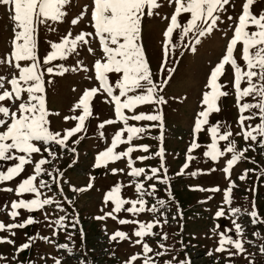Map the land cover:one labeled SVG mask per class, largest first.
I'll list each match as a JSON object with an SVG mask.
<instances>
[{
  "label": "rangeland",
  "instance_id": "1",
  "mask_svg": "<svg viewBox=\"0 0 264 264\" xmlns=\"http://www.w3.org/2000/svg\"><path fill=\"white\" fill-rule=\"evenodd\" d=\"M159 2L161 7L156 10L159 14L145 17L142 21L141 41L153 74V80L158 84L168 75L167 72L160 71L163 61V33L169 22L164 17H170L174 10V7L170 6L167 0H159ZM90 3L91 0H71V3L65 6L64 10L67 15L63 21H49L48 25L39 26L36 35L40 58L51 51V43L60 42L68 32L76 35L82 31H93L87 15L78 24H71V20L84 11L85 6L90 5ZM232 3H234V7L228 6L227 13L222 16L224 23H220L218 29L214 30L212 34L201 38L200 44H195L190 35L183 42L188 44L189 41H192L190 47L185 48L181 45L176 48L174 53H170L166 67L174 68L175 72L172 73L167 84L163 85V91L159 89L157 91V94L164 98L165 103L138 105L133 111L124 110L127 116L134 113L160 114L162 116L160 121L129 120V126L145 127L147 131L140 134V138H134L131 144H120L115 149L116 152H122L126 151L128 147H134L136 150L131 153V158L134 161L133 167L144 168L147 175H151V168H157L160 170L157 177L148 180L145 174L140 177L128 175L131 171L128 167V157L109 162L106 167L95 166L98 154L111 145L115 133L123 128V122L105 125L103 129L98 127L100 123L106 120L115 119L114 104L109 102L110 98L107 97L106 93H98L92 101L93 116L85 122V129L82 133H78L69 139L67 148H61L54 143L46 146L41 143L42 152L33 155L34 162L42 157L51 160L50 164L43 167L51 171L52 176L56 177L58 183H54L58 185L60 191L62 189L64 197L56 199L55 197H58L59 194L55 190L53 191L51 187L50 191L47 188L40 189L41 199L53 198L59 207L54 203L31 213L26 209H19L20 215L15 219L8 215L13 201L30 200L35 196L32 193L17 196L14 191L7 192L3 189H15L24 178L34 174V165H26L25 171L14 180L0 183V222L5 224L21 223L29 216L36 221V223L26 225L23 229H13L12 231L16 233L15 236H12L8 231L0 232V237L15 241L14 244L0 243V257H3L0 259V264H54L55 259H60L61 264H126L131 255L141 253V246L135 245L129 240L121 241L119 239L117 241L110 239L111 243H107L101 238V232H96L98 229L103 230L109 238L117 230L132 235L138 225H121L118 223L119 219L136 220L142 223L154 222L158 219L153 213L147 211L136 215L122 211L115 214L117 216L115 220L106 215L112 211L114 204L111 201L107 204L104 202L105 194L119 184L121 185L122 198L135 200L139 196L135 190L136 183H143L146 192L152 191L150 185L155 184L154 195H147L149 199L143 197L147 201L146 207H151L150 204L154 203L159 209L157 213L167 208L178 220V227L172 228L161 222V225H157L153 229V232L158 233V235L145 237V242L154 250H159L158 244H156L159 239V243L166 245L165 256L155 257L157 264H163L164 260H172V264H179L180 261L187 260V257L190 256L188 248L201 251H194L193 262L190 264H249L250 261L253 264H264V254L260 253V247H255V241L252 243L248 233L245 232H243L242 237L246 249L244 254L229 257L227 252L218 253L215 251L218 246L219 232L231 229V231H227L228 235L234 239L241 238L235 233L231 209L240 210L236 215L247 210H255L258 217L264 220V148L260 147L258 142L245 141L242 135H236V133L241 132L238 123L240 113L233 87L234 73L230 66H226L225 73L219 80V83L223 85L222 90L228 93L227 96L218 100L220 111L209 116L208 124L204 125L199 133L194 131L197 114L202 110V94L209 90L206 88V83L210 71L224 55L226 45L232 35L229 28L231 22L227 21V16H237L241 12L243 0H232ZM262 10H264V3L258 0L253 11L259 14ZM186 19V15L181 17L182 22ZM50 28L55 30H50ZM178 32L179 30L173 34V43L179 45L181 42ZM12 38L13 22L9 17L7 8L0 6V60L9 56ZM88 39L90 40L89 46L96 50L94 55L86 51L88 46H81L65 60L53 61L51 65L41 63L42 70L48 66L59 65L69 69L78 68L77 71L69 70L63 75L45 73L46 103L50 112L49 127L54 132L63 134L64 129L75 125L76 121H65L64 117L79 115L80 110L72 111L74 104L85 89L98 87V81L94 79L93 64L95 59L100 58L101 52L98 39ZM192 47L196 50L192 51ZM234 55L238 63L243 66L240 46ZM77 61L82 62V67L77 65ZM83 67L88 68V71H83ZM14 72L15 70L7 64L0 63V75L10 79ZM90 76L93 79H89ZM109 76L110 83L114 85L117 76L115 74H109ZM245 86V83L241 84V88ZM141 91L137 90L136 93H130V95L140 94ZM114 94H118V89L115 90ZM245 102L256 101L251 97L240 101L241 104ZM252 111L256 110L253 109ZM55 113H59V115H55ZM244 114L248 115L249 113L245 112ZM259 122V117H257L251 121H245V125L255 126ZM217 123L221 125V132L225 130L233 132L230 140L235 141L237 150L252 145L245 153L247 159H241L233 166L230 178L222 169L226 167L227 160L231 158V153H226L217 161H212L210 157L204 155L207 151V145L211 143V134L208 129ZM101 132H103V136H101ZM81 136L83 138L79 139ZM122 138L127 139L126 132ZM77 139H79V143H73ZM193 141L198 143L200 147L189 152ZM227 144L228 142L221 141V149L223 150ZM141 145H147L149 151L144 152L139 147ZM45 147L55 153L56 159L48 156V152L44 151ZM73 148L75 149L74 152L71 151ZM161 149L164 152L162 158L156 155ZM142 156L149 158L140 160L139 157ZM188 156H192L194 159L189 161ZM14 163L15 161H0V171H6L7 167ZM185 163L189 165L187 169L183 168ZM54 169L59 171H54ZM112 169H123V171L113 173ZM164 169H167L166 173ZM246 169L249 170L246 179L240 180L239 176ZM193 172H196L197 175L193 176ZM60 173L63 175L61 176ZM52 176L46 172L42 173L41 176L37 177V187H39L40 180L52 184ZM165 179L168 181L167 184L161 182ZM230 182H234L236 186L232 190V203L229 205L224 202V191L229 187ZM62 185L66 187L62 188ZM215 188H219L220 191H210V189ZM81 189L83 190L81 191ZM71 192L76 193V198L69 203L65 197ZM158 200L165 202L162 207L157 203ZM127 207L130 205H125V208ZM194 207H201L203 211L209 213L210 218L204 219L197 216L190 219V216L195 214L192 212ZM221 208H223L225 215L217 218L215 213ZM77 215L80 220H91V223L89 221L86 223V230H83L82 233L63 234L62 232L68 229L63 230L55 224V221L63 216L65 217L63 224L65 223L67 227L72 228L77 223ZM101 216L105 218L97 219ZM160 217L162 219L163 216L160 215ZM83 221L81 220V222ZM216 225L220 227L216 228ZM258 229L254 232V236L258 239L256 242L264 245V223ZM84 234L86 245L82 247ZM163 234H167L166 240H161ZM132 239L135 240L136 237L133 236ZM25 242H29L31 247L17 253L19 246ZM61 244L67 245V248H59L58 246ZM228 247L230 251H234L231 246ZM88 249H91L92 255L85 252ZM109 249L116 255L112 258L115 260L114 262L101 259ZM135 264H142V259H138Z\"/></svg>",
  "mask_w": 264,
  "mask_h": 264
},
{
  "label": "snow or ice",
  "instance_id": "2",
  "mask_svg": "<svg viewBox=\"0 0 264 264\" xmlns=\"http://www.w3.org/2000/svg\"><path fill=\"white\" fill-rule=\"evenodd\" d=\"M258 0H243L241 12L237 16H227V21L232 35L226 45L225 53L219 62L211 69L206 88L202 94V110L197 114L195 120L194 131L199 133L204 125L208 124L209 116L214 112H219L218 100L221 97L227 96L228 93L223 91V85L219 83L220 77L224 75L226 66H230L234 73L233 87L235 89L236 103L239 110L238 123L241 127V132L236 135H242L245 141L258 142L259 146L264 148V10L259 14L254 13L253 8ZM264 3V0H260ZM71 0H0V6H5L9 12V17L13 22V38L9 56L0 60V63L7 64L15 72L11 78L0 75V161H15L12 166L7 167L6 171H0V183L14 180L25 171L26 165H34V174L24 178L15 189L4 188V191L15 192L17 196H22L25 193L34 194L35 198L30 200L19 199L11 203V211L8 215L15 219L20 215L19 209H26L28 212L43 209L46 205L54 203L53 198L41 199V188L51 190V185L40 180L37 187V177L42 173H47L52 176V172L45 169L43 166L50 164L51 160L42 157L38 161H33V155L42 152L40 144L49 145L54 143L61 148H67V142L78 133H82L85 129V122L93 116L92 101L94 97L100 93H106L114 104L115 119L106 120L98 125L103 129L105 125L123 122V128L117 131L111 140V145L104 151L100 152L96 158V167L107 166L109 162L121 160L128 157V167L131 171L128 175L132 177H140L146 175L148 180L157 177L160 171L157 168H151V175L145 173L144 168L133 167L134 161L131 158V153L136 149L128 147L126 151L116 152L115 149L120 144H131L134 138H140V134L147 131L145 127L129 126L128 121H160V114H133L125 115L124 110L133 111L138 105L146 104H163L165 100L157 94L158 89L163 91V85L167 84L171 79L174 68L166 67L170 53H174L176 48L183 45L188 48L192 41L184 44L186 37L190 35L194 39L195 44H200L201 38L210 35L214 30L218 29L220 23H224L222 16L227 13L228 6L234 7L232 0H167L174 10L167 19L168 25L163 33V61L161 64V72H167V78L161 83H156L153 80V74L150 70L149 63L145 56V50L142 44V21L145 17L158 15V10L161 7L159 0H91L90 5L85 6L84 11L71 20L72 25L78 24L87 15L89 24L93 31H82L79 34L73 35L68 32L62 37L61 41L50 44L48 53L43 58L38 56L37 31L40 25H48V22L63 21L67 15L65 9ZM187 16V19L182 22L181 17ZM50 30H55L50 28ZM179 30V40L181 44L173 43V34ZM227 35V33H225ZM98 39V44L101 52L100 58L95 59L93 64L94 79L98 81V87L85 89L78 101L74 104L72 111L80 110L79 115L65 116L64 120L76 121L71 128L64 129L61 132L50 130V112L47 109L46 89H45V73L49 75H63L65 72L77 71V67L71 69L59 66H48L42 70L43 65H51L53 61L65 60L67 57L75 53L81 46H88L86 51L90 54H95V49L90 45V40ZM240 46L241 59L244 65L241 66L234 53ZM192 51L196 49L191 48ZM183 55V53H181ZM77 65L82 67V62L77 61ZM83 71H88V68L83 67ZM109 74H115L117 80L113 85L110 83ZM93 79V77H89ZM246 86L241 88V84ZM7 85V86H6ZM10 86V87H8ZM118 89V94H114ZM137 90H142L140 94ZM251 97L256 102L240 103L244 98ZM123 98V99H122ZM255 109L256 111H252ZM248 112V115L244 113ZM59 115V113H55ZM259 117V123L255 126L245 125V121H251ZM208 131L211 134V143L207 145V151L204 155L210 157L212 161H217L225 156L226 153H231V158L227 160V165L222 169L228 178H230L231 170L241 159H247L245 153L252 147L249 145L241 150H237L234 140H230L233 136L231 130L221 132V125L217 123L211 126ZM127 133V139H123L124 133ZM103 136V132H101ZM259 137V141H258ZM81 136L79 139H82ZM79 139L73 143H79ZM228 142L227 146L221 149L220 142ZM144 152L149 151L147 145L139 146ZM200 145L195 141L192 142L189 152L199 148ZM254 150V149H253ZM48 156L56 159L53 151L46 148ZM75 151V149H71ZM156 155L161 158L164 155L161 149ZM148 156L139 157L140 160L148 159ZM189 161L194 159L188 156ZM163 167V165H161ZM189 167L188 163L183 165L184 169ZM54 171H59L54 169ZM123 171V169H112V172ZM165 173L167 169H164ZM249 170H244V173L239 176L240 180L247 177ZM62 176L63 173H60ZM197 175L196 172L192 173ZM53 182L58 183L55 176H52ZM164 184L168 181L162 180ZM236 185L230 182L229 187L224 191V202L232 203V190ZM91 187V185H89ZM152 191L146 192L143 183H136L135 190L139 194L135 200L124 199L121 196V185L117 184L105 194L104 202L107 204L111 201L114 204L112 211L106 213L112 219H117L115 214L122 211L133 215L144 213H157L159 209L156 205L146 207L147 201L143 198L145 195L152 196L155 193V184L150 185ZM83 189H81L82 191ZM204 190V189H201ZM210 191H220L219 188L210 189ZM62 192V189H61ZM71 203V201H69ZM157 203L162 207L163 200H158ZM125 205L130 207L125 208ZM63 211V209H60ZM233 215L238 213L239 209H231ZM225 212L223 208L215 213L217 218L223 217ZM253 218V223H264L258 217V213L253 210L250 212ZM47 218V216H46ZM105 217H97L104 219ZM65 217L61 216L55 224L63 228ZM36 221L29 216L24 222L5 224L0 222V232L8 231L12 236L16 233L13 229H23L26 225H31ZM118 223L138 225L132 235L123 231L117 230L110 236L112 241L129 240L135 245L141 246V253L130 256L126 264H135L138 259H142V264H157L155 257H163L166 254L167 248L163 243L158 242V249L154 250L148 243L145 242V237L155 236L158 233L153 232L157 225H161V221L156 219L154 222L142 223L136 220L119 219ZM163 223H167L165 218ZM235 233L238 237L234 239L232 236L224 232H219L218 246L215 251L218 253L227 252L229 257L242 255L246 252L243 237V229L241 224L235 219L232 220ZM216 225V228H219ZM215 231V229H214ZM55 234V233H54ZM136 237L135 240L132 237ZM47 239V238H44ZM167 234L161 236V240H166ZM32 240V238H29ZM0 243L14 244L15 241L6 237H0ZM231 246L234 251H230ZM29 242L23 243L17 249V252H23L29 249ZM59 248H67V245L61 244ZM259 251L264 253V245L260 246ZM211 255V253H209ZM3 259V257H0ZM175 259V257H173ZM54 264H61L60 259H55ZM163 264H172V260H164ZM179 264H190L189 261H180ZM249 264H253L252 261Z\"/></svg>",
  "mask_w": 264,
  "mask_h": 264
}]
</instances>
